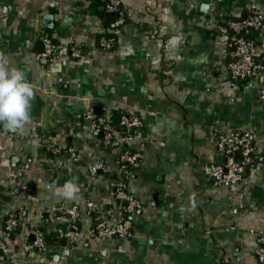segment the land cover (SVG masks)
I'll return each mask as SVG.
<instances>
[{"label":"crops","instance_id":"obj_1","mask_svg":"<svg viewBox=\"0 0 264 264\" xmlns=\"http://www.w3.org/2000/svg\"><path fill=\"white\" fill-rule=\"evenodd\" d=\"M104 1L0 0V53L36 91L23 134L0 124V238L9 233L0 261L264 264L256 258L257 235L264 233V62L237 87L225 44L227 23L251 15L254 5L264 14V0H121L131 19L109 52L98 47L109 33ZM44 35L78 45L82 58L42 67ZM260 41L264 47V34ZM122 112L143 122L124 147L91 135L92 117L101 115L119 132ZM235 131L255 135L257 160L231 192L213 186L207 167L222 160L217 136ZM125 151L141 155L127 170L128 188L140 201L129 219L134 236L93 239L88 204L97 213L114 206ZM98 165L104 169L92 175ZM69 182L78 188L75 198L58 196ZM72 207L76 222L59 210ZM13 213L24 220L7 232ZM29 230L52 232L54 245L45 243L39 253ZM73 230L85 236H67ZM62 238L66 247L58 245Z\"/></svg>","mask_w":264,"mask_h":264},{"label":"built area","instance_id":"obj_2","mask_svg":"<svg viewBox=\"0 0 264 264\" xmlns=\"http://www.w3.org/2000/svg\"><path fill=\"white\" fill-rule=\"evenodd\" d=\"M253 13L246 18L231 19L227 23L226 46L232 51L227 56L228 75L230 80L238 87L245 82L255 78L264 62V47L260 41L264 34V14L252 7ZM105 12L109 16L108 34L102 35L98 40V47L104 52L112 51L116 44V37L122 27L131 19L130 13L123 6L121 0H107ZM43 51L37 55L38 63L49 68L58 60L68 57L80 59L83 50L78 45L66 46L55 42L49 35L42 37ZM119 126L117 132L112 125V119L106 116H93L90 133L95 138H101L107 147L120 149L131 141L135 134L143 126L139 116L122 112L119 115ZM256 137L248 131H235L233 133H221L217 136V149L221 155V161L207 167L209 178L215 187H225L235 192L244 181L246 172L254 167L257 160ZM56 151H59L58 149ZM74 160L77 155L70 149ZM141 159L138 152L125 151L118 158V177L114 194V206L105 211L95 212L93 205L88 204V212L94 216V224L89 232V237L99 240L131 239L134 236L128 226L130 217L134 216L140 209V201L129 190V177L127 170L134 167ZM104 165L90 167V173L95 175L103 170ZM61 212L68 214L72 222L79 218L77 207L69 209L60 208ZM20 213L9 215L5 222V229L10 232L15 226L23 222ZM111 221H114L110 224ZM9 234V233H8ZM8 234L0 238V259L5 251ZM27 236L35 238L33 247L40 253L45 248L44 233L41 230H29ZM69 237H83L85 234L71 232ZM256 258L264 263V233L257 235ZM0 264H5L0 261ZM35 264V263H29Z\"/></svg>","mask_w":264,"mask_h":264},{"label":"clouds","instance_id":"obj_3","mask_svg":"<svg viewBox=\"0 0 264 264\" xmlns=\"http://www.w3.org/2000/svg\"><path fill=\"white\" fill-rule=\"evenodd\" d=\"M36 91L28 81L24 70L11 66L7 57L0 53V124L12 132L23 134L32 122L31 108ZM78 188L66 183L56 194L74 199Z\"/></svg>","mask_w":264,"mask_h":264},{"label":"water","instance_id":"obj_4","mask_svg":"<svg viewBox=\"0 0 264 264\" xmlns=\"http://www.w3.org/2000/svg\"><path fill=\"white\" fill-rule=\"evenodd\" d=\"M46 19L50 20L51 19V16H48ZM97 114V113H96ZM97 115H101V114H97ZM117 121L119 122V118H117ZM124 150V149H123ZM68 219H70V216H67ZM131 219V218H130ZM77 225H74L73 229L75 230ZM128 226L131 227V222L128 223ZM63 228V229H62ZM60 229V233L61 235H66L67 234V229L66 227H62ZM64 228L66 230H64ZM73 230V232H74ZM54 234L51 232V233H47L45 236H44V240H45V243L46 245L48 246H53L54 245V242H55V239H54ZM68 244V240L66 238H62L58 241V245L60 247H66Z\"/></svg>","mask_w":264,"mask_h":264},{"label":"trees","instance_id":"obj_5","mask_svg":"<svg viewBox=\"0 0 264 264\" xmlns=\"http://www.w3.org/2000/svg\"><path fill=\"white\" fill-rule=\"evenodd\" d=\"M105 5H106V2L104 1L103 2V11H102V13L106 16V18L108 19V22H109V20H110V18H109V16L106 14V12H105ZM109 25V24H108ZM108 25H107V27H108Z\"/></svg>","mask_w":264,"mask_h":264}]
</instances>
